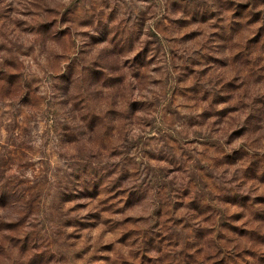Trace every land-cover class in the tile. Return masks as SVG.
Returning a JSON list of instances; mask_svg holds the SVG:
<instances>
[{
	"label": "clouds",
	"instance_id": "9594fccd",
	"mask_svg": "<svg viewBox=\"0 0 264 264\" xmlns=\"http://www.w3.org/2000/svg\"><path fill=\"white\" fill-rule=\"evenodd\" d=\"M0 264H264V0H0Z\"/></svg>",
	"mask_w": 264,
	"mask_h": 264
}]
</instances>
